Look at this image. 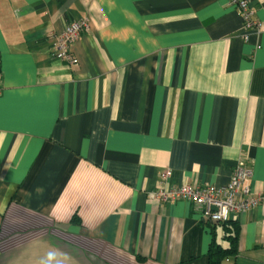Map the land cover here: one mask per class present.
Wrapping results in <instances>:
<instances>
[{
    "label": "crops",
    "instance_id": "0c3cea01",
    "mask_svg": "<svg viewBox=\"0 0 264 264\" xmlns=\"http://www.w3.org/2000/svg\"><path fill=\"white\" fill-rule=\"evenodd\" d=\"M262 27L226 0H0V264H264V202L227 224L170 185H226L239 159L264 192ZM89 19L71 45L52 35ZM79 221L72 220L73 215Z\"/></svg>",
    "mask_w": 264,
    "mask_h": 264
},
{
    "label": "built area",
    "instance_id": "2783aa9c",
    "mask_svg": "<svg viewBox=\"0 0 264 264\" xmlns=\"http://www.w3.org/2000/svg\"><path fill=\"white\" fill-rule=\"evenodd\" d=\"M238 9L246 31H258L262 24L253 17V8L247 0H226ZM89 19L80 17L66 24L63 31L52 35V53L67 64L75 63L76 59L71 51V45L77 40L80 33L87 30ZM169 171L161 173L157 188L149 193V197L160 202L187 200L192 203L202 216L211 222H224L240 212L254 208L264 202V192H254L248 180L251 168L244 159H239L232 169L230 181L226 185L213 184H181L170 185Z\"/></svg>",
    "mask_w": 264,
    "mask_h": 264
},
{
    "label": "trees",
    "instance_id": "16d2710c",
    "mask_svg": "<svg viewBox=\"0 0 264 264\" xmlns=\"http://www.w3.org/2000/svg\"><path fill=\"white\" fill-rule=\"evenodd\" d=\"M72 220L79 221L78 216L76 214L73 215ZM231 220H227L224 222H213L220 224H227ZM231 230L226 235L228 245L226 247H222L218 244L213 243L210 249V264H220L221 260L227 256H233L237 252V237H238V228L234 223L231 224Z\"/></svg>",
    "mask_w": 264,
    "mask_h": 264
}]
</instances>
